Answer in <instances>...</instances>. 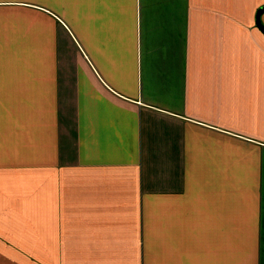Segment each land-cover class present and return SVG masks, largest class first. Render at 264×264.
Here are the masks:
<instances>
[{
    "label": "crops",
    "instance_id": "crops-1",
    "mask_svg": "<svg viewBox=\"0 0 264 264\" xmlns=\"http://www.w3.org/2000/svg\"><path fill=\"white\" fill-rule=\"evenodd\" d=\"M261 6L0 0V264H264Z\"/></svg>",
    "mask_w": 264,
    "mask_h": 264
},
{
    "label": "water",
    "instance_id": "water-1",
    "mask_svg": "<svg viewBox=\"0 0 264 264\" xmlns=\"http://www.w3.org/2000/svg\"><path fill=\"white\" fill-rule=\"evenodd\" d=\"M264 12V6L259 7L255 12V22L259 29L264 33V25L261 22L260 15Z\"/></svg>",
    "mask_w": 264,
    "mask_h": 264
}]
</instances>
